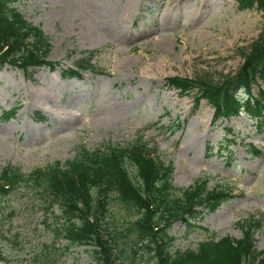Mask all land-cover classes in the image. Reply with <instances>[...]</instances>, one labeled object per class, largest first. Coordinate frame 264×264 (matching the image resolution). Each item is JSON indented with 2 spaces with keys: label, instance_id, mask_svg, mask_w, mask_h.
Instances as JSON below:
<instances>
[{
  "label": "rangeland",
  "instance_id": "obj_1",
  "mask_svg": "<svg viewBox=\"0 0 264 264\" xmlns=\"http://www.w3.org/2000/svg\"><path fill=\"white\" fill-rule=\"evenodd\" d=\"M10 2L49 38L47 61L61 66L35 68L30 75L11 64L0 68V176L6 168L28 176L66 165L78 148L124 147L143 138L172 163L176 188L207 178L211 189L223 184L235 191L214 212L198 208L202 214L190 225L174 222L172 253L195 251L212 237L242 239L240 224L252 217L262 222L254 240L264 251V133L245 112L214 123V107L196 103V87L183 93L168 83L177 77L219 82L236 75L263 33V11L242 9L236 0ZM90 52H97L94 72L82 79L63 77V70L76 68ZM258 85L253 96L264 93V81ZM250 145L260 154L251 155ZM18 188L0 197V264H99L96 247L71 245L65 238L58 201L43 188ZM109 206L108 228L126 227L133 218L126 207L117 200ZM136 240L131 235L119 241L128 259L117 264H131ZM146 252L138 264H154Z\"/></svg>",
  "mask_w": 264,
  "mask_h": 264
},
{
  "label": "trees",
  "instance_id": "obj_2",
  "mask_svg": "<svg viewBox=\"0 0 264 264\" xmlns=\"http://www.w3.org/2000/svg\"><path fill=\"white\" fill-rule=\"evenodd\" d=\"M236 2L242 9L257 6L264 12V0ZM11 5L10 0H0V68L11 64L24 75L45 66L56 70L60 63L47 61L51 52L49 38L40 28L27 23ZM96 54L90 52L87 58L79 60L76 70H63V77L81 78L84 72L94 71L92 62ZM243 56L245 62L232 77L200 83L177 77L168 80L169 86L183 93L196 87L200 93L195 101L205 100L214 107V123L245 112L255 121L256 129L264 133V93L252 95L254 86L264 81V30L250 52ZM5 117L9 118L10 114ZM149 145L138 138L124 147L110 145L94 151L78 148L76 157L66 165L56 164L28 176L6 168L0 176V197L17 191L19 185L43 188L50 198L59 202L60 219H65V238L71 245L96 247L93 255L99 264L125 262L127 257L118 244L131 235L137 238L131 247V264H138L142 250L153 254L150 260L154 264H264V251L257 250L254 240V231L262 222L254 217L240 224L242 239L229 235L212 237L195 251H170L174 222L190 225L202 214L198 208L214 212L230 199L232 190L223 184L211 189L207 178L188 189L176 188L171 180L172 163L168 166L159 149ZM248 152L260 154L253 145ZM112 200L125 206L134 218L123 229L108 228L106 217ZM49 203L47 209L53 208L54 203Z\"/></svg>",
  "mask_w": 264,
  "mask_h": 264
},
{
  "label": "bare ground",
  "instance_id": "obj_3",
  "mask_svg": "<svg viewBox=\"0 0 264 264\" xmlns=\"http://www.w3.org/2000/svg\"><path fill=\"white\" fill-rule=\"evenodd\" d=\"M158 41H160V40H158Z\"/></svg>",
  "mask_w": 264,
  "mask_h": 264
}]
</instances>
